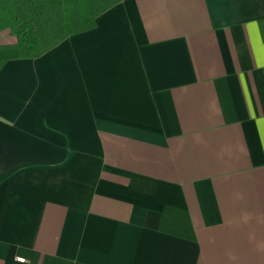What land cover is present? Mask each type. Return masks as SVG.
<instances>
[{"label": "crops", "instance_id": "crops-1", "mask_svg": "<svg viewBox=\"0 0 264 264\" xmlns=\"http://www.w3.org/2000/svg\"><path fill=\"white\" fill-rule=\"evenodd\" d=\"M95 23L0 67V264H264V0Z\"/></svg>", "mask_w": 264, "mask_h": 264}, {"label": "trees", "instance_id": "trees-1", "mask_svg": "<svg viewBox=\"0 0 264 264\" xmlns=\"http://www.w3.org/2000/svg\"><path fill=\"white\" fill-rule=\"evenodd\" d=\"M121 0H0V67L9 59L37 57L70 35L95 27L96 17Z\"/></svg>", "mask_w": 264, "mask_h": 264}, {"label": "built area", "instance_id": "built-area-1", "mask_svg": "<svg viewBox=\"0 0 264 264\" xmlns=\"http://www.w3.org/2000/svg\"><path fill=\"white\" fill-rule=\"evenodd\" d=\"M17 260L23 262V261H25V258H23V257H18Z\"/></svg>", "mask_w": 264, "mask_h": 264}, {"label": "rangeland", "instance_id": "rangeland-1", "mask_svg": "<svg viewBox=\"0 0 264 264\" xmlns=\"http://www.w3.org/2000/svg\"><path fill=\"white\" fill-rule=\"evenodd\" d=\"M12 34V33H11ZM13 36L16 38V36L13 34ZM16 40H17V38H16ZM16 42V41H15Z\"/></svg>", "mask_w": 264, "mask_h": 264}]
</instances>
